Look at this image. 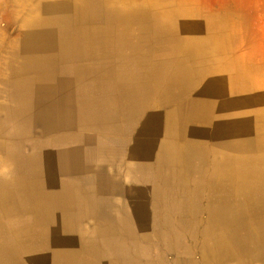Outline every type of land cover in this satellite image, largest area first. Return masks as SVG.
Returning a JSON list of instances; mask_svg holds the SVG:
<instances>
[{"label":"bare ground","instance_id":"bare-ground-1","mask_svg":"<svg viewBox=\"0 0 264 264\" xmlns=\"http://www.w3.org/2000/svg\"><path fill=\"white\" fill-rule=\"evenodd\" d=\"M6 3L11 5L13 22L18 25L14 27L11 22L9 30L16 34L9 43L22 45L25 49L23 105L33 103L37 106L38 119L50 126L54 123L51 127L55 128L56 140L67 143L64 162L59 166L56 161L53 165L56 173L61 170L67 175V180L56 183V187L67 190L65 199L56 197L55 206L61 210L56 214L67 223L68 236L76 231V234L81 233L80 236L92 235L88 238L94 239H86L81 248H76V243L60 237L55 227V238L48 241L50 248H40L34 255L37 264H71L78 256H85L86 264L156 263L146 243L149 235L141 231L139 239L132 241L135 234L126 218L121 233L124 239L119 237L113 228L112 217L102 215V208L112 206L113 200L100 198L91 190L97 186L98 175L114 173L111 161L121 157L119 171L132 175L133 189L129 184L124 189L128 187L132 191L128 195L136 210L135 218L142 220L148 216L143 185L158 183L163 177L161 174L168 170L171 174L173 170L178 171L174 164L179 166V162L171 165L166 162L171 156L175 160L180 157V147L168 145L173 140L170 131L166 130L181 124V115L190 110L198 92L209 93L215 101V112L224 113L223 116L229 113L231 126L240 127L242 138L249 143L238 148L233 145L226 150L216 149L214 163L209 165L212 171L219 178L236 166L238 178L228 186L246 193L253 192L255 187L264 190V66L259 63L258 49L252 55L238 49L245 44L244 32L238 27L240 18L236 19L228 12H222L220 16L203 12V6L196 0H8ZM251 61L255 65L248 66ZM253 75L258 79L253 80ZM159 82L168 84L171 89L162 92ZM139 88L142 91L134 94V112H145L144 115L138 119L134 113L113 117L110 113L121 104L117 96L122 91L125 96L131 89ZM162 93L167 94L162 97ZM170 93L175 100L185 99L180 104H167L164 98ZM158 95L161 97L156 104L154 99ZM156 106L168 108V113H155ZM141 120V125L137 124L139 128L136 125L124 130L122 137L116 138L112 134L111 125L115 122L137 123ZM78 127L85 128H81L82 132ZM65 128L67 135H60ZM52 132L49 128L41 135ZM251 138L257 143H250ZM83 141L89 144L85 150L90 162L85 161L84 148L78 145ZM117 141L119 148L115 149ZM61 150L55 149V156ZM151 158L153 160L149 161ZM145 164L149 166L145 167ZM188 165L189 170L194 168L193 163L188 162ZM197 168L208 170L207 164L201 161ZM186 184L195 185L192 181H186ZM90 216L94 218L93 231L87 226L89 223L86 224L88 220L90 222ZM239 227L237 224L236 228ZM254 229L258 237L264 236V217L254 220ZM97 238L101 240L96 241ZM253 244L254 248L258 246ZM229 246L233 256L226 249L219 253L223 260H234V264H243L244 250L254 249L246 248L245 241L234 238Z\"/></svg>","mask_w":264,"mask_h":264},{"label":"crops","instance_id":"crops-1","mask_svg":"<svg viewBox=\"0 0 264 264\" xmlns=\"http://www.w3.org/2000/svg\"><path fill=\"white\" fill-rule=\"evenodd\" d=\"M0 9H4L2 3ZM8 33L9 29L0 26V264H37L34 255H37L40 248L44 250L50 248L48 241L50 242L51 238H55V227L59 236L65 238V240L68 238L69 243H76V248H81L82 243H85L84 241L94 239L88 238L92 235L83 234L80 236L81 233L77 232L76 234V231H74L75 234L68 236L67 223L56 214L57 211H61L60 208L55 206L56 197L62 200L67 195L65 192L67 190L56 187V183L67 180V175L61 170L56 173L54 170L56 166L53 165L56 161L59 162V166L64 162L67 156V152L64 151V149H67V143L64 140H56L55 128L51 127L54 123H51L50 126L38 119L40 115L37 106L33 103L30 104V101L28 105H23V57L25 49L22 45L20 47L18 44L15 46L12 42L9 43ZM97 53L99 52L97 51ZM11 58L12 60H10ZM252 79L257 80L258 76L253 75ZM10 84L15 87L13 88ZM158 86L162 89V92L171 89L164 82H159ZM166 94L162 93L161 95L163 97ZM170 94L169 97L164 98L167 104L174 102L180 104L185 99L180 97L175 100L173 93ZM161 95L154 99V101L157 100L156 104ZM117 100H120L119 103L122 106L126 105L127 109L117 107L115 110L114 108V111L110 113L113 117L124 116V113H134L133 115L138 119V117L144 115L145 112H138L137 114L134 112L135 99L118 97ZM193 100L197 105L193 101L190 110L183 112L181 124L166 130L171 132L169 134L173 140L168 145L170 147H180V157L175 160L171 156L170 160H166V162H170V165L179 162V166L174 164L178 167V171L173 170V175L168 170L161 174L163 177L161 176L158 183L151 182L149 186L143 185L145 207L147 208L145 210L148 216H144L142 220L135 218L136 210L132 208L130 195H128L129 192L132 193L131 190L133 189L130 182L132 175L119 171L118 164L122 160L121 157L111 161L114 164L112 166L113 174L104 173L97 176L98 183L101 180L100 185L97 183L96 188L91 191L101 196L100 198H111L110 200H113L112 206L107 205L104 209L102 208V215L112 217L113 228L119 234V237L123 238L121 233L126 218L128 225L132 227L135 234L132 241L139 239L141 231L149 235L146 243L149 245L150 253H153V257L156 258L155 264H234V260H223V255L219 253L222 249L229 251L230 256L231 253H234L229 248L233 238L240 242L245 241L246 248L250 250L251 247L254 248L255 246L253 243L258 245L252 251L244 250L246 258H243V264H264V236L258 237L254 229V220L264 217V190L255 187L253 192L246 193L237 187L228 186L229 182L232 184V180L238 178L237 175L239 174L235 170L236 166H232L230 171L225 172V176L219 178L217 173L212 171L209 166L210 163H214L216 149L226 150L233 145L234 148H238L249 143L247 139L242 138L243 133H241L240 127L231 126V115L229 113L223 116L224 113L217 114L215 112L213 109L215 101L209 93L198 92ZM156 107L158 110H155V113L161 115L168 113V108ZM53 119L54 115L51 121ZM251 119L254 120L255 116L252 115ZM141 123L142 120L137 123L115 122L111 125V128L114 129L112 134L116 138L117 136L122 137L124 130L132 129L137 124L141 125ZM138 125L136 128H139ZM49 128H52V133L47 136L41 135L44 131L48 132ZM81 128L83 127H78L79 131H82L85 127ZM59 134L67 135L66 128ZM249 142L257 143L252 138L249 139ZM87 144V141H83L78 145L84 148L85 161L90 162L88 155H86L87 150H85L89 145ZM114 144L116 145L115 149H118L119 142L117 141ZM103 146H107V144H103ZM55 149H62L58 156H55ZM151 160L153 158L149 161ZM200 161L207 164L209 171H199L197 165L200 164ZM188 162L193 163L194 168L192 170H189ZM147 166L149 165L145 164V167ZM26 173L28 176H26ZM232 176L234 177L231 178ZM83 178L85 182V175ZM186 181H192L195 185L186 184ZM128 184L131 188L130 191L128 187L124 189L125 185ZM155 185L157 187H154ZM93 219L91 217L90 222L88 220L86 223H89L87 226L90 227V231L95 230ZM237 224H240V229L236 228ZM244 230L245 235L242 236ZM100 240L101 238L96 239V241ZM112 257L118 259L116 256ZM85 258V256L75 257L71 264H86Z\"/></svg>","mask_w":264,"mask_h":264},{"label":"rangeland","instance_id":"rangeland-1","mask_svg":"<svg viewBox=\"0 0 264 264\" xmlns=\"http://www.w3.org/2000/svg\"><path fill=\"white\" fill-rule=\"evenodd\" d=\"M7 1L8 0L6 1L0 0V4L2 3L4 8L2 10L0 9V26L2 28L6 27L7 29H9V27L11 26V22H13L14 19V15H12L14 14V12L12 10L11 5L9 6V4L6 3ZM196 1L199 2V5L203 6L202 8L203 12H207V11L212 12L214 14H217L218 16H220L222 12H228L232 16L234 15L236 19L240 18L238 27L240 30L244 32L243 41L245 42V44L238 49L240 51L243 50L248 55L254 54L253 51H255V49H258L260 51L258 57L260 58L259 63L260 65L264 66V0H196ZM13 26L15 27L18 25L14 23ZM13 36L14 35L12 34V31L9 30L7 36L8 42L12 40ZM251 65H255L254 61L248 63V66ZM146 82L147 81H141L140 83L146 84ZM137 91L141 92L142 90H140V88L134 90L131 89V92L128 93L126 92L127 94L125 96H124L125 92L122 91L121 94L117 97L125 98V99L126 98L134 99L135 97L134 94H136L135 92ZM118 107L120 109H127L126 105L122 106L121 104H119ZM95 188L93 187V189Z\"/></svg>","mask_w":264,"mask_h":264}]
</instances>
